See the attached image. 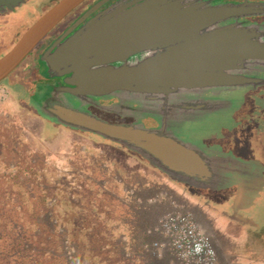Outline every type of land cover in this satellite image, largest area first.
<instances>
[{
    "label": "water",
    "instance_id": "water-1",
    "mask_svg": "<svg viewBox=\"0 0 264 264\" xmlns=\"http://www.w3.org/2000/svg\"><path fill=\"white\" fill-rule=\"evenodd\" d=\"M82 1L59 0L40 16L0 57V81ZM17 2L0 0V11ZM244 9V5L191 0H120L42 54L41 64L50 76L62 80L47 88L40 85L35 93L43 97L40 101L30 97V104L39 112V102L52 123L124 146L176 182L215 190L217 174L233 172L243 161L219 148L206 152L200 137L195 141L169 132L168 118L180 121L184 113H215L221 102L211 96L213 92L254 81L238 75V70L250 61H264L262 33L237 22L224 23ZM203 90L211 91L209 99L187 94ZM99 98L117 101L101 105ZM124 98L151 107L157 116L150 117L158 126L146 128L141 118L147 116L131 112L134 108L123 103ZM170 103L181 107L167 112ZM89 104L134 116L135 121L109 123L85 111Z\"/></svg>",
    "mask_w": 264,
    "mask_h": 264
},
{
    "label": "rangeland",
    "instance_id": "rangeland-1",
    "mask_svg": "<svg viewBox=\"0 0 264 264\" xmlns=\"http://www.w3.org/2000/svg\"><path fill=\"white\" fill-rule=\"evenodd\" d=\"M32 1H34L32 7L31 3L0 15V57L13 47L23 35L25 28L31 26L39 15L50 9L57 0ZM3 88L0 85L1 104L16 113L13 118L11 117V121L15 120L13 139H17L21 149L28 151V156L48 163L59 172L73 171L80 181L87 177L90 186L105 191L109 198L108 209L114 217L115 231L117 230L120 235L117 241L121 244V253L132 264L177 263L168 251L157 253L145 246L158 239L157 235L148 231H152L163 214L175 207L193 214L214 246L220 264H264V239L248 238L249 234L244 230L250 227L255 229L264 222V138L253 141L250 149L253 160L238 162V168L233 172L217 174L215 190L222 193L225 198L223 206L227 208L226 214L230 216L216 218L219 233L213 236L208 230L207 222L198 216L201 212L188 202L185 192L174 180L160 173L134 153L98 135L48 122L39 102L36 106L39 112L33 113L22 101L15 98L3 100L6 97ZM41 96L42 94L33 92L29 97L40 101ZM211 96L221 102L217 112L184 113L180 115L182 118L180 121L170 116L169 132L184 138L197 139L202 138L208 128H216L230 122L232 111L241 96L238 89H221L213 92ZM121 101L133 107L134 111L131 112L139 116H157L151 107L141 104L136 98H124ZM95 112L102 119L115 121L108 113L99 110ZM13 139L12 144L15 145ZM16 157V152L6 153L0 150V167L4 169L6 164L13 165ZM64 176L59 175L60 183L65 181ZM55 216L54 210L46 213L44 218L46 220L52 218V221H55ZM62 235L66 237L64 231ZM146 237L148 242L145 241L141 250L139 242ZM218 245L223 247V251L225 249L226 254L220 252L222 250ZM1 248H4V244H1ZM61 251L69 263L84 264L74 244L67 238L63 240ZM232 254L236 258L231 257Z\"/></svg>",
    "mask_w": 264,
    "mask_h": 264
},
{
    "label": "trees",
    "instance_id": "trees-1",
    "mask_svg": "<svg viewBox=\"0 0 264 264\" xmlns=\"http://www.w3.org/2000/svg\"><path fill=\"white\" fill-rule=\"evenodd\" d=\"M18 101L36 113L30 97ZM14 115L0 102V150L17 153L13 165L0 167V264H71L61 251L65 238L84 264H132L121 253L105 191L90 186L87 177L80 181L73 171L59 172L28 156L13 139ZM61 174L63 183L58 181ZM54 210L55 221L46 220L44 215ZM147 239L140 240L141 250Z\"/></svg>",
    "mask_w": 264,
    "mask_h": 264
},
{
    "label": "flooded vegetation",
    "instance_id": "flooded-vegetation-1",
    "mask_svg": "<svg viewBox=\"0 0 264 264\" xmlns=\"http://www.w3.org/2000/svg\"><path fill=\"white\" fill-rule=\"evenodd\" d=\"M17 1L18 4L13 6V8L4 7L3 10L0 11V15L15 11L22 6H28L29 4L31 5V3V7L34 6V1L32 0ZM191 1H203L209 5H244L245 9L241 14L227 19L224 21V23L237 22L238 26L254 27L262 33L260 38L262 41H264V0ZM55 2L57 3L58 0ZM119 2L120 0H83L78 6L67 13L36 43V45L28 52V54L16 66V68L6 78L0 81V85L4 87L3 89L6 92V97L3 100L6 101L9 98L22 100L29 97L42 84L47 88L48 86H52L61 82V78L51 77L46 65L41 64L42 54L56 41H59L58 43H60L62 40L76 32L78 28H80L92 16L102 10L112 9L113 4ZM85 14L86 16L82 18ZM42 15L43 14H40L39 17ZM28 27H30V25H28L25 30H27ZM25 30L22 33H24ZM240 74L250 77L254 79V81L235 87L238 89L241 96L239 97V102L237 103L235 109L232 111V120L226 124L218 125L216 128H208V133L198 140L205 147V151L207 148L209 149L211 147L219 148L221 152L229 153L230 156L246 162V160L249 161L254 159V157H251L252 153H250V149H252L253 146V141H255L257 138H264V61H250L244 70H238V75ZM213 89L217 88H212V90ZM219 90H221V88ZM210 92V90L191 91L187 94H190L191 98L199 97L200 99L203 98L207 100L209 99L208 97ZM98 101L101 105H110L116 102L117 99L99 98ZM75 103H77V101H75ZM216 104L217 103H215V105ZM179 107H181L179 104L170 103V105L167 104L166 110L168 112L170 108V110L178 111V109H180ZM160 109L163 110L165 107L161 106ZM97 110L108 113L114 117L115 121L109 122L105 119H102L96 114L95 111ZM85 111L109 123H133L135 121L134 116H120L116 112L105 111L90 104L85 107ZM141 121L146 128H156L158 126L157 120L152 117H142ZM193 140L197 141V139L194 138ZM129 152L134 153L132 151ZM134 154L143 159L140 155L136 153ZM143 160L147 162L145 159ZM155 169L158 170L157 168ZM158 171L162 173V171ZM176 184L180 186L185 192L188 202L201 212V214H198V216L207 222V227L210 234L217 236L219 231L216 227V218L218 216H230L229 214H226L227 208L223 206L225 198L222 196V193L209 188L201 189L179 182H176ZM244 230H246L249 234L248 238L256 239L258 237L260 240L264 239V222L255 229L250 227V229L245 228ZM219 248L221 250L223 249L221 245ZM220 252L225 253V249L224 251L222 250ZM231 257L236 258L234 254H232Z\"/></svg>",
    "mask_w": 264,
    "mask_h": 264
},
{
    "label": "built area",
    "instance_id": "built-area-1",
    "mask_svg": "<svg viewBox=\"0 0 264 264\" xmlns=\"http://www.w3.org/2000/svg\"><path fill=\"white\" fill-rule=\"evenodd\" d=\"M148 232L158 239L145 246L157 253L168 251L176 264H220L214 246L188 210L175 207Z\"/></svg>",
    "mask_w": 264,
    "mask_h": 264
}]
</instances>
